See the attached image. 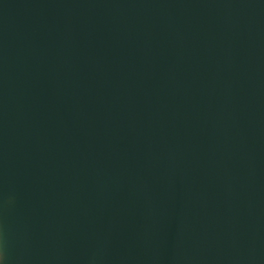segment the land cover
Returning a JSON list of instances; mask_svg holds the SVG:
<instances>
[{
  "label": "water",
  "instance_id": "95a60500",
  "mask_svg": "<svg viewBox=\"0 0 264 264\" xmlns=\"http://www.w3.org/2000/svg\"><path fill=\"white\" fill-rule=\"evenodd\" d=\"M4 264H264V0H0Z\"/></svg>",
  "mask_w": 264,
  "mask_h": 264
},
{
  "label": "clouds",
  "instance_id": "9594fccd",
  "mask_svg": "<svg viewBox=\"0 0 264 264\" xmlns=\"http://www.w3.org/2000/svg\"><path fill=\"white\" fill-rule=\"evenodd\" d=\"M0 264H4L3 258H0Z\"/></svg>",
  "mask_w": 264,
  "mask_h": 264
}]
</instances>
